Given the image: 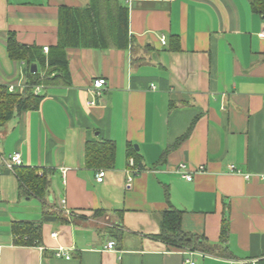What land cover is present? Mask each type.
<instances>
[{"label": "crops", "instance_id": "crops-1", "mask_svg": "<svg viewBox=\"0 0 264 264\" xmlns=\"http://www.w3.org/2000/svg\"><path fill=\"white\" fill-rule=\"evenodd\" d=\"M90 2L0 0V85L22 93L29 80V65L9 56L10 34L49 49L58 44L59 9ZM120 3L129 9L132 47L67 49L71 85L36 88L43 97L37 110L0 123V264H258L264 260V17L252 0ZM100 79L106 85L98 96ZM106 141L116 144L113 168L89 167L88 142ZM16 152L22 168L47 172L46 205L79 218L45 223L41 246L14 244L13 224L40 222L45 205L21 188V167L5 166ZM134 158L138 172L129 166ZM99 170H106L103 183L96 181ZM171 208L182 211L183 232L211 245L221 244L225 224L229 257L156 240L162 213ZM113 241L116 249L107 250ZM59 247L71 259L57 258Z\"/></svg>", "mask_w": 264, "mask_h": 264}, {"label": "trees", "instance_id": "trees-1", "mask_svg": "<svg viewBox=\"0 0 264 264\" xmlns=\"http://www.w3.org/2000/svg\"><path fill=\"white\" fill-rule=\"evenodd\" d=\"M252 7L257 14L264 17V0H252ZM132 45L133 41L129 34V9L123 6L120 0H91L84 8L61 7L59 9L58 44L50 47L47 54L41 47L19 43L16 36L10 34L7 41L9 56L13 60L26 62L29 65L30 74L27 87L22 93H12L8 86L0 85V123L8 122L23 112L37 110L43 97L35 94L36 88L71 85L67 49L116 48L127 50ZM33 65L38 67L36 73L31 72ZM190 132L191 129L175 146ZM131 147L130 151H133ZM167 153L168 151L165 154ZM115 157L116 144L112 141L88 142L86 146V161L89 167L113 168ZM134 161L136 166H139L135 158ZM39 173L38 169L22 167L17 173L21 188L44 201L45 205L40 222L13 224L16 246H41L42 228L47 222L69 224L79 220L75 216H66L60 211H54L46 205L51 181L47 172L44 171L42 175ZM182 215V211L174 208L162 213L161 233L154 238L175 248H191L206 254L229 257L228 249L222 245L227 241L228 228L225 224L222 228L221 244L211 245L204 237L182 231ZM115 237L121 241L123 235L121 232H116ZM258 264H264V260L259 261Z\"/></svg>", "mask_w": 264, "mask_h": 264}, {"label": "built area", "instance_id": "built-area-1", "mask_svg": "<svg viewBox=\"0 0 264 264\" xmlns=\"http://www.w3.org/2000/svg\"><path fill=\"white\" fill-rule=\"evenodd\" d=\"M260 39H262L264 41V30L259 34ZM162 44L166 45V39L162 38ZM49 52L48 48L44 49V53L47 54ZM106 85V80L104 79H100L94 82V88L98 91V96H100V90ZM154 88V87H153ZM11 91H13V88H10ZM39 89L37 88V91ZM95 103L92 102V105H94ZM23 165V160H22V156L19 152H16L14 154H12L8 161H6L5 166L10 169V170H14L16 167H21ZM129 166L131 169H134L135 172H138L135 168V163L134 160H130L129 162ZM200 171H204V167H200L199 169ZM231 170L232 171H236V167L235 166H231ZM179 171L180 173L184 176V178L187 179V181L191 182L193 180V175L192 173L189 171V167L186 164H181L179 166ZM106 177V170H99L97 172L96 175V181L98 183H103ZM250 175H245L246 180L250 179ZM262 180H264V177H261ZM133 181L132 177H129L128 179V186L131 185V182ZM64 203V202H63ZM107 250H115L116 249V243L113 242H109L106 246ZM0 255H1V251H0ZM55 256L57 258H65L67 260L71 259V256L65 251V249L63 247H59L57 249V251L55 252ZM182 264H196L195 262L191 261V260H186L185 262H183ZM253 264H257L256 262H254Z\"/></svg>", "mask_w": 264, "mask_h": 264}, {"label": "water", "instance_id": "water-1", "mask_svg": "<svg viewBox=\"0 0 264 264\" xmlns=\"http://www.w3.org/2000/svg\"><path fill=\"white\" fill-rule=\"evenodd\" d=\"M31 71H32V73H36L38 71L37 66L33 65Z\"/></svg>", "mask_w": 264, "mask_h": 264}]
</instances>
